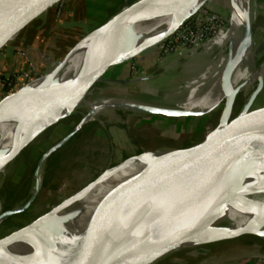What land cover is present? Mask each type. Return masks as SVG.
Segmentation results:
<instances>
[{"label":"water","instance_id":"1","mask_svg":"<svg viewBox=\"0 0 264 264\" xmlns=\"http://www.w3.org/2000/svg\"><path fill=\"white\" fill-rule=\"evenodd\" d=\"M84 1L0 0V60L26 52L63 27ZM190 1L125 0L120 9L60 52L37 74L39 77L49 74V83L42 87H31L26 81L14 91L0 95V116L14 115L23 104L26 105L25 112L29 110L24 129L14 131L13 146L9 149L0 147V172L37 136L74 112H71V107V110L59 114L62 109L68 108L72 102L89 98L96 86L107 78L109 70L132 61L149 48V45L135 47L130 42L136 37L133 28L139 18L167 14L178 16ZM245 33L247 40H251L249 18H246ZM84 39L89 40L88 56L81 71L77 76L59 80L57 75ZM249 55H254L252 47H249ZM252 62L254 64V60ZM253 68L262 71L259 66L254 65ZM263 84L262 74L256 87L238 109L235 97L241 86L235 87L222 104L215 124L195 142L167 151L141 152L107 166L83 187L45 212L0 236V264H30L10 249L18 243L41 247L43 259L38 264H154L167 250L184 239L192 240L195 247L245 234L264 238V235L252 230L231 229L227 224L219 223L235 195L263 192L264 184L244 186V181L226 185L215 183L223 170L235 167L245 159L230 151L229 147L264 131V103L254 105ZM125 99L141 103L131 98ZM141 104V108L135 112L169 116L203 115L200 112L168 111L149 107L152 104ZM88 112L86 108V113L74 127L40 157L34 171V191L21 206L0 211V223L9 216L23 212L33 202L39 190L37 176L40 165L90 121H84ZM50 116L52 118L48 122L39 125L42 119ZM147 153L150 154L147 165L113 190L104 201L90 242L86 239L59 243L41 230L42 223L85 197L107 175ZM211 227L218 232L207 237L196 235Z\"/></svg>","mask_w":264,"mask_h":264},{"label":"rangeland","instance_id":"2","mask_svg":"<svg viewBox=\"0 0 264 264\" xmlns=\"http://www.w3.org/2000/svg\"><path fill=\"white\" fill-rule=\"evenodd\" d=\"M124 3L125 0H85L60 30L36 44L33 55L28 56L27 50L19 54L18 59L26 63L25 67L27 61L31 62L35 71L41 72L60 52L99 26ZM251 4L254 12V55H251V60L262 69L264 78V0H251ZM233 10L231 0H207L168 38L132 61L109 70L107 78L96 86L89 98L112 95L165 106L168 102L185 97L190 81L204 74L210 63L217 58L218 48L211 46L206 49L205 44L228 27ZM171 18L169 14L167 20ZM48 42L52 44L44 52L43 47ZM142 57L152 58V61L140 64L139 58ZM125 67L127 72L121 77ZM44 76H32L28 80L29 85L35 87ZM121 80L127 82L120 83ZM256 84V81L249 84L246 92L244 85L240 87L235 97L236 109ZM19 85L20 81L14 78L12 85H4L0 93L3 95L14 91ZM261 103H264V84L254 105ZM222 104L199 116H169L121 109L98 114L80 129L75 139L60 146L45 160L35 199L25 211L9 216L0 223V236L45 212L83 187L107 166L141 152L167 151L195 142L215 124ZM85 113L86 108L83 106L75 109L71 115L37 136L4 169L0 177V211L25 203L32 193L34 171L40 157L64 137ZM229 263L264 264V238L253 234L240 235L176 251L154 264Z\"/></svg>","mask_w":264,"mask_h":264},{"label":"bare ground","instance_id":"3","mask_svg":"<svg viewBox=\"0 0 264 264\" xmlns=\"http://www.w3.org/2000/svg\"><path fill=\"white\" fill-rule=\"evenodd\" d=\"M206 2L207 0H191L178 16L170 15L172 17L170 20H167L169 14L139 18L133 28L136 37L132 38L130 42L134 43L135 47L149 45V48L142 54L146 53L157 43L173 34L185 20L195 14ZM231 4L234 10L233 16L228 21V27L220 33L218 32L205 44L206 49L211 46L218 48L217 58L210 63L204 74H201L192 82L190 81L187 85L189 91L185 97L175 102H168L165 106L150 105L149 107H160L168 111H191L206 114L222 104L235 87L244 85L246 92L249 84L261 79L263 71L253 68L254 64L251 55H249V47L253 49L254 39L252 37L248 41L245 33L246 18L250 19L251 31L253 28L254 12L251 0H231ZM152 22L155 23L150 25ZM88 41L84 39L77 46L63 70L57 75L59 80H65L79 74L87 60ZM50 77L49 74H45L42 81L35 87L46 85L49 83ZM30 86L33 87L32 84ZM80 106L88 109L89 112L84 118V121H88L93 120L98 114L114 108L139 110L142 104L127 101L123 97L103 95L96 99L85 98L72 102L68 108L62 109L59 114L71 110V107H73L71 111L73 112ZM25 107V104L21 105L14 115L0 116L1 149L12 147L14 144V131L24 129L23 127L29 119V110L27 109L25 112ZM53 116L55 117L56 114ZM51 118L50 116L42 119L39 125L45 124ZM229 148L230 151H235L234 153H238L245 159L237 166L223 170L216 178L215 183L226 185L244 181V186L264 184V131L235 142ZM149 160L150 154H144L132 159L118 171L107 175L85 197L69 204L64 210L42 223L41 230L59 243L82 242L86 239L90 242L95 234V226L102 205L108 195L129 177L143 169ZM39 168L37 179L40 180L42 165ZM3 173L4 170L0 172V177ZM32 191H34V188H32ZM219 223H225L231 229H249L264 235V191L245 196L235 195L228 203L227 210ZM217 232L218 230L215 227H211L196 235L207 237ZM194 245L195 243L192 240H181L167 250L161 259L177 250L193 248ZM10 249L21 255L25 262L30 264L42 262L43 251L37 244L18 243Z\"/></svg>","mask_w":264,"mask_h":264},{"label":"crops","instance_id":"4","mask_svg":"<svg viewBox=\"0 0 264 264\" xmlns=\"http://www.w3.org/2000/svg\"><path fill=\"white\" fill-rule=\"evenodd\" d=\"M62 28V27H61ZM60 28V29H61ZM60 29H58V30H60ZM57 30V31H58ZM56 32V31H55ZM54 32V33H55ZM262 34H264V31H263V33ZM53 35V33L51 34V35H49V36H47L46 38H44V39H47V38H49L50 36H52ZM44 39H42V40H44ZM41 40V41H42ZM263 41H264V37H263V39H262ZM41 41H39V42H41ZM39 42H37L36 44H38ZM53 42V41H52ZM52 42H48L47 44H45V47H43V51L45 52V50H47V48L49 47V46H51V44H52ZM36 44H34L33 46H32V48H30L29 49V51H28V56H30V55H33L34 54V51H33V49H34V47L36 46ZM26 52H27V50H26ZM20 57V55L19 54H13V55H10V56H8V57H6V58H4V59H2V60H0V76L1 75H4L5 77H8V76H10V75H12V74H14V73H16V72H21L24 68L23 67H25V64L26 63H23L22 61H21V59L19 60L18 58ZM152 61V58H148V59H146V58H139V62H140V64H146V63H150ZM123 70V72L121 73V77L122 76H124L125 75V73L127 72V67H125V69H122ZM16 71V72H15ZM4 87V84H3V82H1L0 81V92H1V90L2 89H4L3 88ZM0 95H2V93H0Z\"/></svg>","mask_w":264,"mask_h":264},{"label":"built area","instance_id":"5","mask_svg":"<svg viewBox=\"0 0 264 264\" xmlns=\"http://www.w3.org/2000/svg\"><path fill=\"white\" fill-rule=\"evenodd\" d=\"M28 62L29 61H27V66L24 68V70H22L19 73H14V74L8 76L9 79H5L7 77L2 79L1 76H0V81L3 82V84L6 85V86H10V85H12V82H13L14 78L18 79L20 81V84H22V83H24L23 82L24 78H27L26 80L28 81L31 78L35 77L39 72L37 73L35 71V69H36L35 66L31 62H29V63ZM11 77H13V78L11 79Z\"/></svg>","mask_w":264,"mask_h":264},{"label":"flooded vegetation","instance_id":"6","mask_svg":"<svg viewBox=\"0 0 264 264\" xmlns=\"http://www.w3.org/2000/svg\"><path fill=\"white\" fill-rule=\"evenodd\" d=\"M2 79H3V78H2ZM79 132H80V131H79ZM79 132H78L77 134L73 135V136H72L67 142H69V141L75 139V138L78 136ZM27 200H28V199H27ZM27 200H26V201H27ZM26 201H25V202H26ZM23 204H24V203H23ZM28 207H29V206H28ZM26 209H27V208H26ZM26 209H25V210H26ZM5 210H6V209H5ZM25 210H24V211H25ZM18 214H19V213H18ZM14 215H16V214H14ZM3 221H4V220H3Z\"/></svg>","mask_w":264,"mask_h":264},{"label":"trees","instance_id":"7","mask_svg":"<svg viewBox=\"0 0 264 264\" xmlns=\"http://www.w3.org/2000/svg\"><path fill=\"white\" fill-rule=\"evenodd\" d=\"M1 78H3V79H4V78H5V77H4V75H1Z\"/></svg>","mask_w":264,"mask_h":264}]
</instances>
